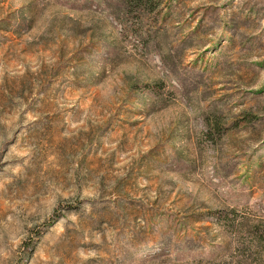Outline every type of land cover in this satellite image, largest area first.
Here are the masks:
<instances>
[{
    "label": "rangeland",
    "instance_id": "rangeland-1",
    "mask_svg": "<svg viewBox=\"0 0 264 264\" xmlns=\"http://www.w3.org/2000/svg\"><path fill=\"white\" fill-rule=\"evenodd\" d=\"M128 1L0 0V264H264V0Z\"/></svg>",
    "mask_w": 264,
    "mask_h": 264
},
{
    "label": "trees",
    "instance_id": "trees-1",
    "mask_svg": "<svg viewBox=\"0 0 264 264\" xmlns=\"http://www.w3.org/2000/svg\"><path fill=\"white\" fill-rule=\"evenodd\" d=\"M130 4H131V6L135 3L136 4V2L138 3V4H136V9L135 10H133V15H136V16H138V14H140L139 16L141 17V18H143L144 17V15L142 14V13H139V10L141 11V12H145L146 14H148V13H153V12H155L156 11V8H157V3L159 2V0H136V2L134 1V0H131V1H128ZM128 11V14L129 13H131V8L130 9H128L127 10ZM139 27V26H138ZM135 33H141V28L140 29H138V28H135ZM155 90L156 89H154V88H148V93H154L155 92ZM218 216V214H215L214 215V217L215 216ZM53 224H55V223H53Z\"/></svg>",
    "mask_w": 264,
    "mask_h": 264
}]
</instances>
